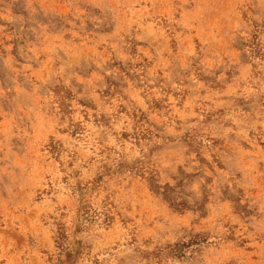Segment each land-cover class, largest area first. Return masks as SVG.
<instances>
[{
    "label": "rangeland",
    "instance_id": "obj_1",
    "mask_svg": "<svg viewBox=\"0 0 264 264\" xmlns=\"http://www.w3.org/2000/svg\"><path fill=\"white\" fill-rule=\"evenodd\" d=\"M0 264H264V0H0Z\"/></svg>",
    "mask_w": 264,
    "mask_h": 264
}]
</instances>
